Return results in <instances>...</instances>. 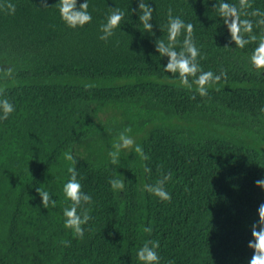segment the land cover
<instances>
[{
	"label": "trees",
	"instance_id": "trees-1",
	"mask_svg": "<svg viewBox=\"0 0 264 264\" xmlns=\"http://www.w3.org/2000/svg\"><path fill=\"white\" fill-rule=\"evenodd\" d=\"M9 2L16 11L0 10V63L16 71L14 80L0 75V86H8L16 111L0 120V264H142L136 253L149 239L160 242L161 264H247L250 226L264 202L254 184L264 178V74L248 61L256 45L225 47L230 37L214 0H149L154 36L130 11L137 0H88L93 21L77 29L61 20L57 0L47 8L40 0ZM115 6L125 10L124 21L100 40L99 26ZM169 7L194 24L203 69L227 71V81L213 86L220 91L193 100L167 79L168 58L154 40H167ZM253 7L264 10V0ZM262 30L254 28L258 36ZM126 127L149 159L123 149L112 166L108 150ZM72 166L93 198L82 205L92 217L83 239L64 227ZM169 172L171 202L144 190ZM118 175L122 192L109 184ZM37 187L55 207L42 206Z\"/></svg>",
	"mask_w": 264,
	"mask_h": 264
},
{
	"label": "clouds",
	"instance_id": "clouds-1",
	"mask_svg": "<svg viewBox=\"0 0 264 264\" xmlns=\"http://www.w3.org/2000/svg\"><path fill=\"white\" fill-rule=\"evenodd\" d=\"M43 8L50 7L47 0H40ZM58 8L61 20L68 28H83L85 25L91 24L93 15L89 11L88 0L78 3V0H57L54 4ZM53 6V5H52ZM212 9L218 13V17L222 18L223 24L227 27L229 33V42L225 47L230 48L232 42L236 48L244 49L249 44H255L256 47L251 51L248 61L250 66L258 72L264 74V30L258 36L254 32V28L264 29V10L253 7V0H214ZM110 11L105 20L100 24L99 30L102 33L100 40L108 41L110 37L115 35V30L121 26L124 21L126 12L120 7H109ZM0 10H4L6 14L14 15L16 5L10 3L9 0H3L0 3ZM250 10V11H249ZM132 13L138 15V19L143 25L145 32L153 33L154 25L153 13L156 8L152 7L149 0H137V7L131 8ZM255 18V19H254ZM167 40L156 38L154 40L155 51L161 57H167L166 65H163L165 73L171 75L167 78L176 83L177 86L186 89L191 93V99L195 100L196 96L208 97L209 89L214 85H218L223 79L227 81V71L221 69L219 73L211 70L205 71L200 63L206 59V54L202 53L201 46L197 45L194 38L195 26L191 22H185L179 15H173V9L168 8L167 11ZM160 29V28H159ZM162 31V29H160ZM183 35L181 42L178 38ZM119 42L117 41V44ZM179 45V50H177ZM15 68L8 63H0V75L5 79H15ZM191 78V79H190ZM7 85L0 86V120L6 121L15 111L16 105L7 96ZM86 88L94 87L93 84H85ZM214 91H220L219 87L213 88ZM264 111V109H262ZM132 131L131 127H126L120 132L117 141H115L108 150L110 157V165L120 164V153L123 149L133 150L141 160L147 161L149 156L144 152L143 146L137 144L134 138L128 133ZM64 158L71 161L73 165L77 164V158L66 151ZM146 173H151V168L145 164L143 166ZM68 172L70 178L63 185V193L70 206L63 209L64 227L71 229L75 238L83 239L85 228L84 225L92 219L89 212L90 209L82 208V205H90L93 198L90 194L83 191L81 180L78 179V171L75 166L69 167ZM119 175H122L117 171ZM110 179L109 184L114 191L122 192L124 189V179ZM172 178V173L165 174L158 179L155 184H145L144 190L149 194L156 196L161 201L171 202L172 195L165 188V183ZM254 184L264 190V178L256 179ZM41 198L42 206L47 209L49 205L56 206V200L52 198V194L42 187L35 189ZM259 219L253 221L250 226L252 239L248 241L247 247L253 249L251 258L247 264H264V202H261L257 208ZM144 232L151 234L153 229L151 226L144 227ZM65 247L71 246V241L63 240ZM159 240H146L142 247L136 253L137 259L142 264H161V256L159 254ZM121 264H124L121 261ZM167 264H174L169 260Z\"/></svg>",
	"mask_w": 264,
	"mask_h": 264
}]
</instances>
